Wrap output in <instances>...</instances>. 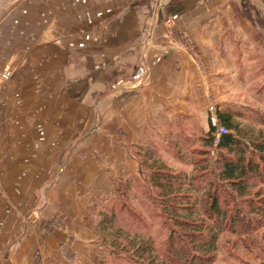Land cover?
<instances>
[{"label":"crops","instance_id":"obj_1","mask_svg":"<svg viewBox=\"0 0 264 264\" xmlns=\"http://www.w3.org/2000/svg\"><path fill=\"white\" fill-rule=\"evenodd\" d=\"M224 1L234 8L241 2L217 0ZM96 6V0H25L23 14L0 22V264H87L83 255L97 248L84 243L94 238L85 223L94 213L88 206L115 179L138 171L132 146L155 127L160 101L169 102L165 95L174 91L173 72L159 64L167 59L143 52L149 29L141 23L152 8L137 6L97 38L94 28L80 33L81 13L92 20ZM260 8L251 10L262 17ZM144 61L152 68L146 63L145 70ZM56 214L68 221L71 239L38 230L37 221ZM35 252L41 260H33ZM63 253L78 260L68 263Z\"/></svg>","mask_w":264,"mask_h":264},{"label":"rangeland","instance_id":"obj_2","mask_svg":"<svg viewBox=\"0 0 264 264\" xmlns=\"http://www.w3.org/2000/svg\"><path fill=\"white\" fill-rule=\"evenodd\" d=\"M24 1L0 0V22L7 20L11 14H23ZM96 4L94 19L91 20V14L88 21L87 14L81 13L80 33L87 28H94L97 38L110 35V28L117 26L126 16H131L132 9L137 6L152 8L151 13H145V21L141 23L145 31L149 29L143 32V52L147 57L158 55L161 59H167L165 62L161 60L159 64L166 72L168 68L170 73L173 72L170 80L175 88L165 95L170 97L169 102L167 99L160 101L159 114L153 125L155 127L146 129L143 139L137 144L147 142L148 135L152 134L153 146L169 169L190 173L193 163L198 162L206 166L208 171L215 172L216 150L213 147L209 149L203 139L209 130L207 119L210 106L217 110L229 107L244 114L249 120L241 121L242 126L251 130L254 137L260 128L264 132V0H241L237 8L229 1L217 0H112V11L111 6L108 10H102L103 6L111 4L109 0H96ZM156 5L162 6L164 10L160 18L157 16L159 9ZM253 6L262 7V17L252 12ZM248 20L255 21L257 29L251 28ZM105 31L108 32L105 34ZM143 66L149 70L152 62L144 61ZM102 96L104 98V94L97 95V103L102 102ZM137 144L132 146L134 158L131 159L136 162L137 165L133 162V166H137L138 171H129L128 174L134 173L139 185L145 187L146 173L141 170L134 154ZM175 151L181 159L176 157ZM120 180L124 182L115 179L112 188L101 198L95 197L94 204L88 206L89 210L94 209L95 214H92L91 221L85 220V223L91 225L94 238L90 240L86 237L84 243L97 248L94 254L89 251L83 255L87 264H135L127 258L109 256V250L102 244V237L96 227L99 212L108 200L119 198ZM129 193L127 203L139 211L142 217L140 232L151 236L155 252H160L168 236L166 225L169 222L164 224L161 218L152 219V216L155 217L151 215L152 208L138 204L139 195L133 189ZM250 197L253 206L257 203L264 206V185L252 188ZM99 200L102 202L100 205ZM144 203L148 204L146 199ZM28 217H25L27 224L34 225L36 221ZM37 222L38 230H42L43 235L59 230L65 238L71 239L70 225L63 214ZM261 225L256 232L251 231L244 237L236 232L220 233L212 260L208 264H264V222ZM62 255L68 263L78 260L75 253ZM33 260H41L40 253L35 252Z\"/></svg>","mask_w":264,"mask_h":264},{"label":"trees","instance_id":"obj_3","mask_svg":"<svg viewBox=\"0 0 264 264\" xmlns=\"http://www.w3.org/2000/svg\"><path fill=\"white\" fill-rule=\"evenodd\" d=\"M216 116L226 133L214 145V128L207 119L209 130L203 136L206 146L216 150L215 172L198 162L190 173L169 169L153 146L152 134L147 142L135 146L136 160L146 173L145 187L139 185L134 173L127 174L120 182L119 198L108 200L96 223L109 256L135 264H208L220 233L230 231L244 237L258 230L264 222V206H253L250 193L264 185V132L260 128L257 136H252L241 123L248 117L232 108L219 109ZM175 155L181 159L177 151ZM132 189L135 194L139 190L138 204L152 208V219L169 222L160 252H155L153 238L139 230L142 217L127 203Z\"/></svg>","mask_w":264,"mask_h":264},{"label":"built area","instance_id":"obj_4","mask_svg":"<svg viewBox=\"0 0 264 264\" xmlns=\"http://www.w3.org/2000/svg\"><path fill=\"white\" fill-rule=\"evenodd\" d=\"M1 77L5 80L7 79V74L6 73H3L1 75ZM216 112H217V108H215L214 106H210L208 108V119H209V122L212 124L213 128H214V132L212 133L213 134V144L216 145L218 143V140H219V137L222 135V134H225L226 133V128L224 126H222L219 122H218V119H217V116H216Z\"/></svg>","mask_w":264,"mask_h":264}]
</instances>
